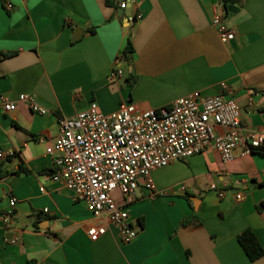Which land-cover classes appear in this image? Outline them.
<instances>
[{"label":"crops","instance_id":"obj_1","mask_svg":"<svg viewBox=\"0 0 264 264\" xmlns=\"http://www.w3.org/2000/svg\"><path fill=\"white\" fill-rule=\"evenodd\" d=\"M119 2L0 0V53H13L0 59V95L14 103L8 112L0 106V152H15L0 159L7 172L0 180V264H264V256L251 262L237 240L250 229L264 250L262 153L238 149L225 163L209 149L155 169L153 194L139 186L125 208L138 228L128 244L50 179L46 149L58 119L90 102L110 114L123 100L147 111L194 92L222 93L240 105L246 130L264 133V0H243L237 14L226 13L220 0H128V17ZM217 13L233 39L220 40L212 25ZM136 14L142 18L131 21ZM128 39L130 62L115 64ZM117 66L122 75L110 82ZM20 95L48 113L32 111ZM19 167L31 173L15 174ZM114 196L122 204L118 191ZM92 225L104 226L105 235L90 241Z\"/></svg>","mask_w":264,"mask_h":264},{"label":"built area","instance_id":"obj_2","mask_svg":"<svg viewBox=\"0 0 264 264\" xmlns=\"http://www.w3.org/2000/svg\"><path fill=\"white\" fill-rule=\"evenodd\" d=\"M127 2L120 0L119 7L125 9ZM141 18L136 14L130 20ZM212 25L221 41L233 39L234 33L221 14L212 16ZM120 61V57L116 58L115 64ZM120 75V67H114L109 81H116ZM18 100L34 112L48 113L32 96L20 95ZM0 106L8 112L14 103L0 95ZM241 120L240 105L222 93L205 97L194 92L167 107L147 111L123 100L110 114H103L95 102H90L75 116L58 119V135L46 149L53 158L50 179L62 183L92 215L106 218L117 228L120 242L128 244L135 239L138 228L130 222L125 208L136 200L139 186L153 194L155 169L209 149H215L226 163L235 159L238 149L241 155H248L264 147V133L246 130ZM13 155L14 151H1L0 159ZM210 189L216 188L211 185ZM116 190L123 198L122 204L115 200ZM178 190L185 193L186 187L180 185ZM8 204L12 208L16 198L10 197ZM12 215L11 210L4 222H9ZM105 233L104 226L92 225L87 229L90 241Z\"/></svg>","mask_w":264,"mask_h":264},{"label":"trees","instance_id":"obj_3","mask_svg":"<svg viewBox=\"0 0 264 264\" xmlns=\"http://www.w3.org/2000/svg\"><path fill=\"white\" fill-rule=\"evenodd\" d=\"M110 1L111 0H106V3L110 4ZM220 3L222 5V7L224 8L225 12L228 13L226 11L227 6H235V7L241 8L242 4H243V0H220ZM91 32H93V30ZM72 42H74V40ZM132 54H133V48H132L130 40L128 39L126 46L123 50V53H122V55H120V58L123 59L124 62L129 63L131 60L130 56ZM12 55H13V53H6V54L0 53V59L9 58ZM127 81L130 84V80L127 79ZM254 151L264 154V147L257 148ZM51 172L53 173L54 170ZM30 173L31 172L29 170L23 169L22 167H19L18 171L15 172V174H17V175H21V174L27 175ZM6 175H7V172H4L0 169V180ZM257 185L260 187H264V182L257 184ZM197 222H198V220L196 218H194L191 221H187V223L186 222L181 223V226H184L185 223L194 225ZM237 240H238L239 246L242 248V251L244 252L246 257L251 262H254V261L258 260L259 258H261L262 256H264V250H263L262 246L260 245V242L258 241L255 234L250 229H246L245 231H242L240 234H238Z\"/></svg>","mask_w":264,"mask_h":264},{"label":"water","instance_id":"obj_4","mask_svg":"<svg viewBox=\"0 0 264 264\" xmlns=\"http://www.w3.org/2000/svg\"><path fill=\"white\" fill-rule=\"evenodd\" d=\"M226 11L229 13V14H237V13H239V11H240V9L238 8V7H235V6H227L226 7ZM122 14H124L126 17H128V14H127V11H125V9L124 8H121L120 9V15H122ZM81 34H79V35H73L74 36V38H79V36H80ZM41 216L39 215V216H37V220H41Z\"/></svg>","mask_w":264,"mask_h":264},{"label":"rangeland","instance_id":"obj_5","mask_svg":"<svg viewBox=\"0 0 264 264\" xmlns=\"http://www.w3.org/2000/svg\"><path fill=\"white\" fill-rule=\"evenodd\" d=\"M116 191H118L119 192V190H116ZM120 193V192H119Z\"/></svg>","mask_w":264,"mask_h":264}]
</instances>
